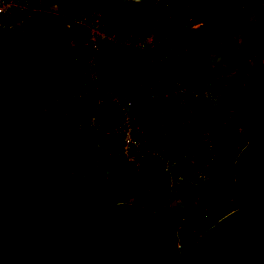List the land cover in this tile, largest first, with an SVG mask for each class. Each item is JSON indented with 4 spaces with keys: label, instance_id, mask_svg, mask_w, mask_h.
Segmentation results:
<instances>
[{
    "label": "water",
    "instance_id": "1",
    "mask_svg": "<svg viewBox=\"0 0 264 264\" xmlns=\"http://www.w3.org/2000/svg\"><path fill=\"white\" fill-rule=\"evenodd\" d=\"M39 84L31 60L0 42V264H264V133L232 162L249 207L217 218L179 260L154 210L66 189L73 141L65 117L35 103Z\"/></svg>",
    "mask_w": 264,
    "mask_h": 264
},
{
    "label": "built area",
    "instance_id": "2",
    "mask_svg": "<svg viewBox=\"0 0 264 264\" xmlns=\"http://www.w3.org/2000/svg\"><path fill=\"white\" fill-rule=\"evenodd\" d=\"M38 1L0 0V34ZM129 1L116 17L85 7L67 17L64 31L75 50L72 62L77 72L63 86L49 85L43 92V103L76 124L79 133L91 127L95 152L104 142L114 141L118 150L106 162L117 169L120 161L128 175L125 183L138 187L141 200L155 185L152 179L160 169L167 173L170 167H178L173 152L165 156V151L175 147L171 138L186 125L182 119L184 107L192 99L212 93L214 82L197 71L191 44H174L171 40L175 31L190 27L189 17L174 9L171 0ZM229 1L233 8L242 5L239 0ZM5 20L10 22L6 24ZM168 20L178 24L161 28L160 24ZM182 138L187 140V148L193 145L196 154L201 145L211 147L206 136L194 139L191 145L188 138ZM181 147L184 159L187 148ZM97 160L95 157V163ZM152 160L155 165L150 169ZM206 177L197 167L188 183L198 187ZM212 178L218 184V179ZM114 194L126 202L135 196L124 186L115 188ZM229 205L225 203V207ZM181 244L177 239L176 255L185 260L190 250H181Z\"/></svg>",
    "mask_w": 264,
    "mask_h": 264
},
{
    "label": "trees",
    "instance_id": "3",
    "mask_svg": "<svg viewBox=\"0 0 264 264\" xmlns=\"http://www.w3.org/2000/svg\"><path fill=\"white\" fill-rule=\"evenodd\" d=\"M38 2L44 7H50L51 5L56 6L55 11L57 12L60 21L59 27L62 28L64 27L67 17L73 15L78 8H93L100 10L101 13H107L111 16H115V11L118 9L112 6L116 0H40ZM38 2L32 7H35ZM239 2L242 4L241 6L237 4L239 5L238 7H234L233 9L228 8L231 13H234L232 15V20L238 18L235 13H238L245 6L249 5L252 8L256 16L260 18V23L247 31L246 40L248 45L258 48L264 45V0H239ZM122 3H129V0H122ZM171 4L174 9L180 10L185 17H189L190 21L197 20L201 15L212 16L216 10H219V8L223 6L225 8L228 6L233 7V4L229 0H171ZM112 7L114 10H111ZM28 14L29 11H24L22 13V15ZM177 24L176 21L168 20L162 22L160 27L167 28L170 25L176 26ZM57 31L58 30H56V32ZM0 35V42L8 43L11 48L19 50L26 56L24 50L25 45L29 42L28 37H25L19 43L17 41L14 42V34H9L4 31ZM196 63L195 66L198 68ZM72 71V76L69 77L70 79H68V81L73 80L77 72L74 67ZM169 76H172V74ZM39 78L40 84L35 103L40 107L46 108L47 106L43 103L45 100L43 92L47 87L45 88L40 73ZM162 78H165V75H163ZM52 86L55 85L52 84L50 88H52ZM207 96L209 95L192 99L191 101L206 99ZM187 106L184 107L182 115L185 124V117L186 119L188 117L186 112ZM67 123L73 141L74 160L68 177V181L70 180V182L67 181L66 189L85 194L93 203L98 201L117 202L120 201V199L114 194V190L117 187L121 188L124 186V188L131 192V194H135L131 201L132 203L141 204L154 210L167 223V227L170 231L175 232L178 230L180 232L181 237L179 240L182 242L180 245L181 250L191 251L197 245V235L214 222V220L208 215L217 210L221 216L235 207H240L242 209L248 208L246 206V204L248 205V202L246 203L245 201L246 195L244 194L242 197L237 196L235 188L240 187L234 181L233 172L229 174L224 168V162L229 159L230 152L227 149V138L220 133L206 136L209 139L211 147L208 149L207 144L199 146V153L196 155L198 158L197 161L190 159L189 155L179 161V165L176 168L177 174H182L183 171L188 173H185L186 175L183 176L184 183L178 188V191L175 190L176 185L173 183H171L170 186L155 184L151 191L146 193L145 196L139 200L137 197L140 194L138 187L135 184L125 183L127 182L126 178L128 175L120 167V161L118 162L119 166L117 169L106 162L107 158L118 150L117 145H113L115 142L106 141L103 143L102 148L98 152H95L92 148L91 127H86L81 133H79L76 129V124L68 121ZM185 127L186 125H183L179 129V133L173 134L171 138L172 143L176 148L180 147V143L183 140L182 137L177 136L182 134L187 135V129H185ZM263 133L264 116L252 125L250 129L243 131L240 134L237 150L249 140L259 137ZM168 140L171 141L170 137ZM185 140H183L181 146L187 148ZM170 153L171 150L167 149L165 151V156H168ZM209 156H211V159H209ZM95 157L98 158L97 163L94 161ZM208 161L209 165H207ZM193 163L198 167L199 171H203L207 176L204 181L200 182L198 187L190 186L188 183V174L192 172L190 165ZM211 163L212 165H210ZM165 175L166 173L160 169L159 176L163 177ZM77 177H82L78 189L73 187L74 179ZM212 177L218 179V184H216V181ZM233 185H235V187ZM202 189H205L210 197H213L211 193H215L216 191L220 193V196L213 200V204L215 205L214 209L205 210L202 206H199V204H197V208L190 207L192 205L190 202L193 201L189 198L190 194L192 193L195 196H199L200 194H203ZM185 198H188V200H185ZM227 202H230L231 205L225 207V203ZM178 227H180V230Z\"/></svg>",
    "mask_w": 264,
    "mask_h": 264
},
{
    "label": "rangeland",
    "instance_id": "4",
    "mask_svg": "<svg viewBox=\"0 0 264 264\" xmlns=\"http://www.w3.org/2000/svg\"><path fill=\"white\" fill-rule=\"evenodd\" d=\"M123 5L122 0H116L112 4V6L118 8L117 10L115 9V16L113 17L118 16L122 12L121 7ZM55 9L56 7L53 8L52 5L50 7L41 6L40 2H38L35 7L29 10L28 15H21L5 30L7 33L15 35L14 42L20 43L25 37H28L29 42L25 45L24 53L41 74L45 88L52 84L55 86L65 85L73 72L72 56L75 50L71 48L68 42L64 27H59L60 21ZM4 22L8 24L10 21L5 20ZM56 30L58 31L56 32ZM258 72H261V77H259ZM235 82L233 86L236 91L234 96L230 97L232 101L227 100L224 103L226 107L218 105L219 99L216 103L211 102L210 98L190 101L186 109L188 117L187 119L185 117L187 135L177 136L188 138L190 140L189 145H191L193 139L204 138L205 136L218 133L224 135L227 138V149L230 152L229 159L224 162V168L229 174L233 172L232 162L238 152L240 134L250 129L252 125L264 116V64L248 76H239ZM238 93L242 95L238 97L239 99H237ZM244 93H246L245 97H243ZM221 103L223 104V102ZM193 148V145L187 148V154L190 159L197 161V154ZM171 151L178 164L184 149L181 146L173 147ZM153 164V160L149 162L150 169L154 168ZM193 164L190 165L192 172L188 174L189 178L193 176V172L197 168ZM207 165H209V162ZM169 169L165 176H156L155 184L173 183L177 185L175 190L178 191V188L183 185L184 179L173 173L175 168L170 167ZM185 173L188 172L183 171L182 176H185ZM81 179L82 177L74 179V188H79ZM174 182H177V184ZM233 186L235 187V185ZM235 189L237 196L242 197L245 194L242 189L238 187ZM202 190L203 194L199 196L190 194L189 198L193 200L190 202L192 204L190 207L197 208V204H199L205 210L214 209L213 200L218 198L220 193L216 191L211 193L213 197H210L205 189ZM185 200H188V198H185ZM245 201L246 203L248 202L247 197ZM246 206L249 207V202ZM217 212L218 210L208 216L215 221L220 217ZM178 229L180 230V227ZM175 234L180 239L181 236L178 230L175 231Z\"/></svg>",
    "mask_w": 264,
    "mask_h": 264
},
{
    "label": "crops",
    "instance_id": "5",
    "mask_svg": "<svg viewBox=\"0 0 264 264\" xmlns=\"http://www.w3.org/2000/svg\"><path fill=\"white\" fill-rule=\"evenodd\" d=\"M228 8L233 9L223 6L212 16L201 15L191 21L189 28L177 30L171 35L174 44L189 43L193 46L192 56L198 61L197 71L214 82L212 93L207 98L213 103L219 99L221 107L227 100L232 101L230 97L236 91L233 85L237 78L248 76L264 64V45L254 48L246 40L247 31L259 24L260 18L247 5L235 13L238 18L232 20L234 13ZM258 75L261 77V72ZM239 96H242L241 93L237 94V99ZM173 173L179 175L176 169ZM152 180L155 183L156 178Z\"/></svg>",
    "mask_w": 264,
    "mask_h": 264
},
{
    "label": "clouds",
    "instance_id": "6",
    "mask_svg": "<svg viewBox=\"0 0 264 264\" xmlns=\"http://www.w3.org/2000/svg\"><path fill=\"white\" fill-rule=\"evenodd\" d=\"M43 108V107H42Z\"/></svg>",
    "mask_w": 264,
    "mask_h": 264
}]
</instances>
